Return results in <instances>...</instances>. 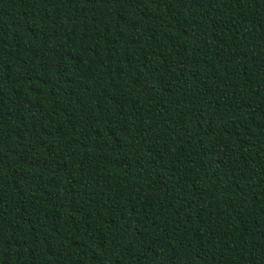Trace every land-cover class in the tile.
<instances>
[{
    "label": "trees",
    "instance_id": "16d2710c",
    "mask_svg": "<svg viewBox=\"0 0 264 264\" xmlns=\"http://www.w3.org/2000/svg\"><path fill=\"white\" fill-rule=\"evenodd\" d=\"M0 264H264V0H0Z\"/></svg>",
    "mask_w": 264,
    "mask_h": 264
}]
</instances>
